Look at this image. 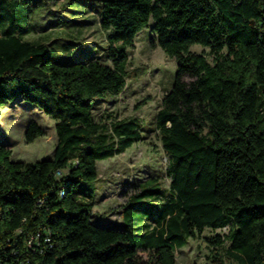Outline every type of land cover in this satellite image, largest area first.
<instances>
[{
	"label": "trees",
	"instance_id": "obj_1",
	"mask_svg": "<svg viewBox=\"0 0 264 264\" xmlns=\"http://www.w3.org/2000/svg\"><path fill=\"white\" fill-rule=\"evenodd\" d=\"M26 2L0 0V108L17 96L39 106L57 143L51 158L26 162L0 142V264H176L189 237L227 224L207 240L229 239L237 264H264V0H103L111 62L24 39ZM151 22L150 44L177 62L156 117L171 193L140 184L123 224L107 226L92 220L97 163L142 140L143 125L97 120L94 109L126 87L128 50ZM44 135L35 120L24 133Z\"/></svg>",
	"mask_w": 264,
	"mask_h": 264
},
{
	"label": "rangeland",
	"instance_id": "obj_2",
	"mask_svg": "<svg viewBox=\"0 0 264 264\" xmlns=\"http://www.w3.org/2000/svg\"><path fill=\"white\" fill-rule=\"evenodd\" d=\"M103 0H27L28 27L31 32L24 39L45 44L67 56L70 51L78 60L87 61L95 55L103 62L107 42L100 26ZM152 22L135 38L134 47L128 50V77L124 90L116 95L99 99L95 106L97 120L114 121L137 118L142 123L143 138L125 152L99 160L98 177L90 187L94 189V214L92 220L107 226L123 224V206L128 196L139 185H159L170 195L172 177L168 174L169 155L165 151L156 117L162 100L171 89L177 62L159 46H152ZM191 51L205 55L210 62L213 55L209 47L194 45ZM185 79L191 80L190 75ZM31 120L37 121L45 135L26 142L24 133ZM0 142L11 149V158L34 162L51 158L57 143L56 120L43 110L19 96L0 108ZM66 173V171H65ZM149 213L145 207L142 212ZM153 226L154 221L148 220ZM231 226L213 228L206 226L195 237L175 250L176 264H215V256L226 264H237L230 255L231 241L221 245L207 240L215 235L226 236ZM146 259L148 252L140 249Z\"/></svg>",
	"mask_w": 264,
	"mask_h": 264
}]
</instances>
